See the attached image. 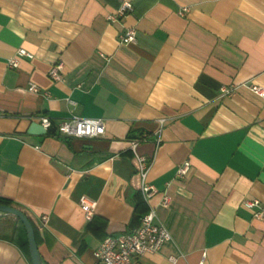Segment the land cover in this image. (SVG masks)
<instances>
[{"label": "crops", "instance_id": "0c3cea01", "mask_svg": "<svg viewBox=\"0 0 264 264\" xmlns=\"http://www.w3.org/2000/svg\"><path fill=\"white\" fill-rule=\"evenodd\" d=\"M123 1L0 0V198L28 210L43 264H95L104 237L138 227L149 205L171 240L140 264H264V98L251 90L264 88V0H129L120 17ZM128 27L137 41L123 44ZM72 114L105 119V135H57ZM42 115L53 127L30 133ZM144 133L149 202L130 149ZM82 196L98 202L91 220ZM29 253L23 223L0 215V264Z\"/></svg>", "mask_w": 264, "mask_h": 264}, {"label": "built area", "instance_id": "2783aa9c", "mask_svg": "<svg viewBox=\"0 0 264 264\" xmlns=\"http://www.w3.org/2000/svg\"><path fill=\"white\" fill-rule=\"evenodd\" d=\"M134 10V5L131 1L125 0L122 2L117 11V15L123 17ZM188 7H183L180 10L181 15L188 12ZM110 20L115 21V15L109 16ZM120 41L123 44L135 43L137 41V32L134 27H128L120 36ZM19 56L32 58L33 55L25 49L20 48L17 52ZM9 66L18 67L19 60L17 57H12L9 60ZM63 62L55 63L50 71L49 77L54 82H61L64 79ZM31 92L39 93L40 88L34 83H31L28 88ZM237 89V86L221 88L223 95H230ZM251 90L264 98V88L262 86L252 84ZM39 123L48 131L53 127V122L50 117L42 115L38 117ZM160 128L156 131V142H161V131L164 119H160ZM55 133L62 137H76L95 139L103 137L106 133V121L103 118L82 117L72 114L70 117L63 119L56 127ZM147 140V134L144 133L140 137L130 140V149L135 153L138 161V170L142 178L141 192L144 199L149 202L150 199L158 193L154 186L148 185L145 182L146 175L149 171L152 159L144 154L137 153V147L142 141ZM190 161L183 162L177 171V175L184 178L189 170ZM172 197L168 193H164L160 202L161 206L169 207ZM79 204L85 212L87 220H91L95 214L98 202L91 200L86 196H82ZM247 205L260 207L258 199L248 200ZM264 215L263 208L255 213L257 218H262ZM42 223L46 225L49 221L48 215H43ZM171 240L169 230L161 223L157 222V209L153 205H149L148 210L142 215L140 225L134 229L127 230L121 234H108L104 237L100 246L95 251V264H140L138 259L140 256L149 253H157L161 250L165 242Z\"/></svg>", "mask_w": 264, "mask_h": 264}, {"label": "water", "instance_id": "95a60500", "mask_svg": "<svg viewBox=\"0 0 264 264\" xmlns=\"http://www.w3.org/2000/svg\"><path fill=\"white\" fill-rule=\"evenodd\" d=\"M29 132L32 134H46L47 130L43 127L41 123L33 122L29 128ZM2 214H12L19 218L27 232L30 258L32 264H43L38 243L36 240L35 229L26 213L16 207L6 204H0V215Z\"/></svg>", "mask_w": 264, "mask_h": 264}, {"label": "trees", "instance_id": "16d2710c", "mask_svg": "<svg viewBox=\"0 0 264 264\" xmlns=\"http://www.w3.org/2000/svg\"><path fill=\"white\" fill-rule=\"evenodd\" d=\"M49 133H50V131H49ZM138 174H139V176H140V172H138ZM140 191H141V189H140ZM0 204L10 205V206H13V207H16V208L22 210L23 212L26 213V215L29 217L30 221H31L32 224H33L32 218H31V216H30V214H29V212H28V210H27L26 208H24V207H22V206H20V205H18V204H15V203H13V202H10V201H7V200H5V199H2V198H0ZM146 211H147V210H146ZM146 211H145V212H146ZM33 226H34V224H33ZM34 229H35V226H34ZM29 255H30V253H29Z\"/></svg>", "mask_w": 264, "mask_h": 264}]
</instances>
